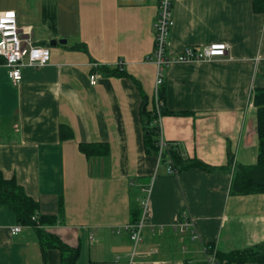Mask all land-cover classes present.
<instances>
[{
	"label": "crops",
	"instance_id": "0c3cea01",
	"mask_svg": "<svg viewBox=\"0 0 264 264\" xmlns=\"http://www.w3.org/2000/svg\"><path fill=\"white\" fill-rule=\"evenodd\" d=\"M158 5L0 0V11H14L18 25L31 26L35 43L50 52L43 67L22 68L18 84L0 64V170L38 202V214L55 217L44 229L78 248L76 264H195L205 248L225 254L264 241V193L231 191L237 166L257 159L252 95L264 88V13L252 0H173L168 55L211 43L228 48L208 61L163 69V104L174 112L161 117L163 138L179 144L186 162L203 165L170 174L142 142L141 112L154 105L149 57ZM119 65L123 75L101 71ZM93 72L99 76L91 85ZM62 124L72 137L61 139ZM79 143L105 144L107 153L86 156ZM149 187L134 247L125 225ZM184 214L193 226L180 230ZM15 220L1 205L0 264H61L57 248L44 259L33 227L12 233Z\"/></svg>",
	"mask_w": 264,
	"mask_h": 264
},
{
	"label": "trees",
	"instance_id": "16d2710c",
	"mask_svg": "<svg viewBox=\"0 0 264 264\" xmlns=\"http://www.w3.org/2000/svg\"><path fill=\"white\" fill-rule=\"evenodd\" d=\"M252 8L257 13H264V0H252ZM0 57V64L2 63ZM101 71L106 75H123V71L119 68L102 67ZM157 98L162 101L159 112L161 116L174 113L166 111L163 104V95L159 89ZM252 103L256 108V133H257V159L252 165L237 166L233 172L231 181V191L237 194H252L264 193V88L256 89L252 95ZM145 105V102L142 103ZM183 114L176 112L175 114ZM141 122L143 125V147L148 154L158 156L159 150V125L157 124V109L154 99V105L151 109L147 107L141 112ZM61 139L72 137V131L65 124L60 126ZM166 148L160 154V162L166 164L168 159H171L175 168L180 172L181 168H186L190 165L202 167V163L194 161L188 163L181 154L179 144L166 141ZM103 146V149L99 147ZM81 151L86 156L103 155L107 153L106 145L99 143H79ZM187 160V159H186ZM7 206L14 214L18 223L23 226L33 227L36 230L39 238V245L42 256L46 257V251L49 248H57L60 252L61 264H76L78 259V248L70 247L62 242L57 237L50 235L44 228L39 227L54 224L55 217L40 215L39 204L32 197L28 196L24 188L17 183L14 178H5L0 170V206ZM38 214L36 219H32ZM140 208L133 211L132 223L139 220ZM217 259L225 264H245L246 262H256L264 264V241L255 247L242 250L230 251L227 253L217 252ZM45 264V263H44Z\"/></svg>",
	"mask_w": 264,
	"mask_h": 264
},
{
	"label": "built area",
	"instance_id": "2783aa9c",
	"mask_svg": "<svg viewBox=\"0 0 264 264\" xmlns=\"http://www.w3.org/2000/svg\"><path fill=\"white\" fill-rule=\"evenodd\" d=\"M157 15L153 22L154 30V49L149 57L156 65L155 76V93L154 99L157 109V124L159 125V150L158 160L160 161V154L166 148V141L163 138L160 127L161 114L159 112L162 101L157 98L160 85L163 83V69L174 62L184 63L190 61H208L214 56H223L226 54L228 45L225 43H211L196 50L193 47H186L182 53L172 56L168 55V45L170 31L174 25L173 19V0H158ZM11 13L12 15H8ZM32 28L29 25L20 26L16 19L14 11H0V57L2 63L7 68L9 78L14 84H18L22 80V68L32 67L41 68L47 64L49 59V49L46 46L38 45L33 40ZM120 68V65L119 67ZM99 74L93 72L90 74L89 83L94 85ZM166 171L170 174H178L171 159L166 162ZM146 196L139 201L141 214L139 220L134 223L125 225V230L129 233V238L134 247L141 239V229L143 227V215L145 214L149 201L150 187L146 188ZM38 214L34 215L32 219H36ZM192 218L184 214L182 223H179L180 230L187 229L193 226ZM22 224L18 223L11 229L12 233L16 234L22 230ZM41 228L44 226L38 225ZM216 250H208L205 248L204 261L206 264H225L220 262L216 256ZM193 264V263H188Z\"/></svg>",
	"mask_w": 264,
	"mask_h": 264
},
{
	"label": "rangeland",
	"instance_id": "374dc122",
	"mask_svg": "<svg viewBox=\"0 0 264 264\" xmlns=\"http://www.w3.org/2000/svg\"><path fill=\"white\" fill-rule=\"evenodd\" d=\"M154 93H155V83H154ZM150 186V185H149ZM201 254H197V255H194V259H195V264H206L205 261L202 259V256H200ZM247 264V263H245Z\"/></svg>",
	"mask_w": 264,
	"mask_h": 264
},
{
	"label": "water",
	"instance_id": "95a60500",
	"mask_svg": "<svg viewBox=\"0 0 264 264\" xmlns=\"http://www.w3.org/2000/svg\"><path fill=\"white\" fill-rule=\"evenodd\" d=\"M66 41L62 38V39H59V40H56V39H52L49 41V44L50 45H56L57 43H65Z\"/></svg>",
	"mask_w": 264,
	"mask_h": 264
},
{
	"label": "snow or ice",
	"instance_id": "6c2138e0",
	"mask_svg": "<svg viewBox=\"0 0 264 264\" xmlns=\"http://www.w3.org/2000/svg\"><path fill=\"white\" fill-rule=\"evenodd\" d=\"M9 16L12 15L11 13L8 14Z\"/></svg>",
	"mask_w": 264,
	"mask_h": 264
}]
</instances>
